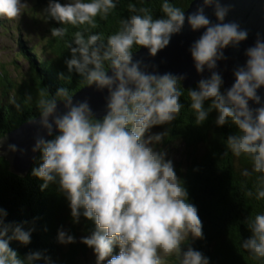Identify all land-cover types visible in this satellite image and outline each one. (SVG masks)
<instances>
[{
  "label": "trees",
  "instance_id": "trees-1",
  "mask_svg": "<svg viewBox=\"0 0 264 264\" xmlns=\"http://www.w3.org/2000/svg\"><path fill=\"white\" fill-rule=\"evenodd\" d=\"M65 1L36 0L50 25L42 44L14 40L11 72H0V138L95 82L192 0H79V12L57 19ZM149 132L187 151L177 183L187 235L161 263L143 264H264L262 158L246 144L217 77L187 89L160 80L112 116L61 129L25 177L0 156V264H85L82 235L116 255L111 201Z\"/></svg>",
  "mask_w": 264,
  "mask_h": 264
},
{
  "label": "water",
  "instance_id": "water-1",
  "mask_svg": "<svg viewBox=\"0 0 264 264\" xmlns=\"http://www.w3.org/2000/svg\"><path fill=\"white\" fill-rule=\"evenodd\" d=\"M210 77L219 79L246 144L258 147L264 166V0H192L166 27L149 29L136 51L95 82L6 132L0 156L10 172L25 177L61 129L112 116L160 80L176 79L187 89Z\"/></svg>",
  "mask_w": 264,
  "mask_h": 264
},
{
  "label": "rangeland",
  "instance_id": "rangeland-1",
  "mask_svg": "<svg viewBox=\"0 0 264 264\" xmlns=\"http://www.w3.org/2000/svg\"><path fill=\"white\" fill-rule=\"evenodd\" d=\"M79 9V0H66L54 16L59 19ZM45 13L36 0H0V72L3 66L11 72L9 63L17 51L14 40L18 36L28 45L43 43L42 37L50 30ZM35 51L44 57L40 49ZM20 66L27 68L23 62ZM156 137L149 132L134 148L130 165L115 188L111 206L118 253L109 256L82 235L85 264L161 263L186 238L177 183L187 168V151L180 142L160 145Z\"/></svg>",
  "mask_w": 264,
  "mask_h": 264
}]
</instances>
